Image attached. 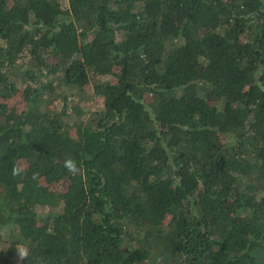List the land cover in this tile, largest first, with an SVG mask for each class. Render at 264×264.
Returning a JSON list of instances; mask_svg holds the SVG:
<instances>
[{
	"label": "trees",
	"instance_id": "16d2710c",
	"mask_svg": "<svg viewBox=\"0 0 264 264\" xmlns=\"http://www.w3.org/2000/svg\"><path fill=\"white\" fill-rule=\"evenodd\" d=\"M0 264H264V0H0Z\"/></svg>",
	"mask_w": 264,
	"mask_h": 264
},
{
	"label": "clouds",
	"instance_id": "9594fccd",
	"mask_svg": "<svg viewBox=\"0 0 264 264\" xmlns=\"http://www.w3.org/2000/svg\"><path fill=\"white\" fill-rule=\"evenodd\" d=\"M63 167L72 175H76L80 172V166L78 163L71 157H68L64 160ZM22 173V169L19 166H15L12 169L13 176L20 175ZM35 178V177H34ZM18 258L23 261L28 256V251L26 248H20L17 252Z\"/></svg>",
	"mask_w": 264,
	"mask_h": 264
}]
</instances>
